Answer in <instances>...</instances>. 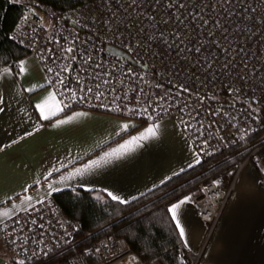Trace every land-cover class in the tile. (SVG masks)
Wrapping results in <instances>:
<instances>
[{
	"label": "built area",
	"instance_id": "obj_1",
	"mask_svg": "<svg viewBox=\"0 0 264 264\" xmlns=\"http://www.w3.org/2000/svg\"><path fill=\"white\" fill-rule=\"evenodd\" d=\"M46 19L24 14L11 37L36 56L66 108L172 118L202 162L233 159L240 150H229L262 130L242 100L264 108V0H91ZM260 148L198 184L194 207L206 238ZM0 238L22 264H83L82 254L98 264H145L122 239L84 236L52 196L1 222ZM178 251L200 264L202 250Z\"/></svg>",
	"mask_w": 264,
	"mask_h": 264
},
{
	"label": "crops",
	"instance_id": "obj_2",
	"mask_svg": "<svg viewBox=\"0 0 264 264\" xmlns=\"http://www.w3.org/2000/svg\"><path fill=\"white\" fill-rule=\"evenodd\" d=\"M53 94L55 101L50 99ZM54 102L63 110L53 116L45 109L48 118H43L38 105ZM76 113L86 115L69 121ZM60 120L68 122L58 124ZM149 126H158V135L141 147L73 175ZM197 160L196 149L172 118L141 123L90 109L66 110L33 54L20 60L17 74L9 67L0 70V213H9L0 215V223L64 189L111 192L117 201L128 202L196 165ZM253 162H247L238 175L206 246L207 227L196 213L195 191L172 204L186 200L178 210L185 230L181 238L185 248L202 250L200 264H264V183ZM0 264H11L1 238Z\"/></svg>",
	"mask_w": 264,
	"mask_h": 264
},
{
	"label": "trees",
	"instance_id": "obj_3",
	"mask_svg": "<svg viewBox=\"0 0 264 264\" xmlns=\"http://www.w3.org/2000/svg\"><path fill=\"white\" fill-rule=\"evenodd\" d=\"M90 1L0 0V70L9 67L17 74L20 60L30 54L28 49L11 37L25 13L33 8L55 15ZM37 16L34 15L35 18ZM242 102L260 116L263 128L229 150V153L240 150L233 159L221 162L224 156L222 154L207 161H199L159 186L124 203L113 200L102 191L81 188L57 191L52 195L53 199L67 216L81 223V233L84 236L108 235L113 239H122L127 249L136 253L145 264H190L178 251L179 247L185 246L168 212L170 206L184 195L197 190L198 184L213 172L242 161L257 146L261 148L252 159L255 160L264 183V141L256 144L264 136V108L249 104L245 99ZM72 108L74 107L66 110ZM84 256L85 254L81 255L83 264L99 263L93 258L86 262ZM11 264L22 263L11 260Z\"/></svg>",
	"mask_w": 264,
	"mask_h": 264
},
{
	"label": "snow or ice",
	"instance_id": "obj_4",
	"mask_svg": "<svg viewBox=\"0 0 264 264\" xmlns=\"http://www.w3.org/2000/svg\"><path fill=\"white\" fill-rule=\"evenodd\" d=\"M20 70L23 72L25 70L24 65L21 64ZM5 72H7V69H5ZM50 99L52 101H55V95L53 94ZM41 109V115L43 118L47 119L48 116H44V111L47 109L48 113L50 115H56L57 111H62L63 109L60 108L59 102H54L52 104H47L44 106L38 105ZM86 115V113H76L74 116L68 117V120H73L77 116H83ZM68 121L60 120L57 121L58 124H64L67 123ZM127 127V125L125 126ZM158 126H149L143 133H141L138 136L132 137L130 140L126 141L124 144H121L119 148L113 149L110 152L105 153L99 160L92 161L89 165H86L83 169H77L76 172L73 175H81L85 172H87L89 169L93 167H99L102 163H107L110 160L114 158H119L125 153L134 151L136 148L142 146V142L148 141L150 138H154L158 135ZM197 163H199V160H197ZM67 179V178H65ZM55 190V189H54ZM108 195L113 199V200H118L119 198L114 195L113 193L109 192ZM26 199H30V197H26ZM190 199V198H186ZM121 203H124L126 201L121 200ZM186 202V200H181L179 203L172 205L169 209L168 212L171 214L172 220L175 222L176 228L179 230V235L183 238L185 235V230L181 225V221L178 219V210L181 208V206ZM0 215L7 216L9 215L8 212L0 213Z\"/></svg>",
	"mask_w": 264,
	"mask_h": 264
},
{
	"label": "rangeland",
	"instance_id": "obj_5",
	"mask_svg": "<svg viewBox=\"0 0 264 264\" xmlns=\"http://www.w3.org/2000/svg\"><path fill=\"white\" fill-rule=\"evenodd\" d=\"M27 13L30 14V15H32V16H34L35 14H38V15H40L44 20H47V19H46V16L50 15V13H44V12L38 10V9H33V8L31 9V11H28ZM33 14H34V15H33ZM248 103L250 104V103H252V102H248ZM253 161H254V160H253ZM253 161H250V160H249L247 164H248V165H253V163H254ZM248 165H247V166H248ZM229 166H230V165H229ZM231 167H232V166H231ZM262 168L264 169V166H263V165H262ZM242 170H243V169H242ZM229 174H230V173H229ZM230 178H231V176H230ZM197 191H198V190H197ZM195 193H196L195 196L199 195V192L197 193L196 190H195ZM225 207H226V206H225ZM209 239H210V238H206V240H205V246L208 244Z\"/></svg>",
	"mask_w": 264,
	"mask_h": 264
},
{
	"label": "water",
	"instance_id": "obj_6",
	"mask_svg": "<svg viewBox=\"0 0 264 264\" xmlns=\"http://www.w3.org/2000/svg\"><path fill=\"white\" fill-rule=\"evenodd\" d=\"M108 50L109 52L111 53H114V54H117V55H120L122 57H124L125 59H127L128 61H131L133 62V59L128 55L126 54L125 52L121 51L120 49L114 47V46H108ZM144 69L147 68L146 65H143L142 66ZM255 103V101H253Z\"/></svg>",
	"mask_w": 264,
	"mask_h": 264
},
{
	"label": "bare ground",
	"instance_id": "obj_7",
	"mask_svg": "<svg viewBox=\"0 0 264 264\" xmlns=\"http://www.w3.org/2000/svg\"><path fill=\"white\" fill-rule=\"evenodd\" d=\"M25 14H28V13H25ZM28 15H30V14H28ZM38 16H39V15H38ZM38 16H37V17H38ZM33 17H34V16H33ZM34 18H35V17H34Z\"/></svg>",
	"mask_w": 264,
	"mask_h": 264
}]
</instances>
